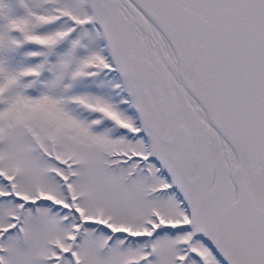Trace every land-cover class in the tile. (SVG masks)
Masks as SVG:
<instances>
[{"label": "snow or ice", "instance_id": "6c2138e0", "mask_svg": "<svg viewBox=\"0 0 264 264\" xmlns=\"http://www.w3.org/2000/svg\"><path fill=\"white\" fill-rule=\"evenodd\" d=\"M0 264H264V0H0Z\"/></svg>", "mask_w": 264, "mask_h": 264}]
</instances>
